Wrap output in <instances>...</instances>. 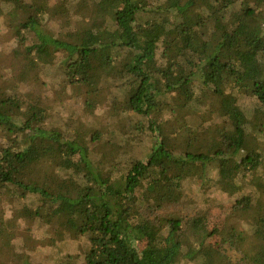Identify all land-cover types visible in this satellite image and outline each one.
Instances as JSON below:
<instances>
[{"label":"trees","instance_id":"1","mask_svg":"<svg viewBox=\"0 0 264 264\" xmlns=\"http://www.w3.org/2000/svg\"><path fill=\"white\" fill-rule=\"evenodd\" d=\"M0 31V76L39 65L36 90L0 97V205L17 225L77 243L72 264H264V0H0ZM104 81L131 89L122 130L78 146L70 124L100 115ZM182 110L197 119L177 153ZM197 183L216 194L198 200ZM19 228L0 227V264H40Z\"/></svg>","mask_w":264,"mask_h":264},{"label":"rangeland","instance_id":"2","mask_svg":"<svg viewBox=\"0 0 264 264\" xmlns=\"http://www.w3.org/2000/svg\"><path fill=\"white\" fill-rule=\"evenodd\" d=\"M7 39V34L4 31H0L1 50L7 51ZM38 67V64L30 63L26 60L22 61L17 68L12 69L9 75L0 76V97L7 94L9 89L12 90L14 86H21L24 91L36 90L37 88L34 84V77L33 75H31V72L35 71ZM106 71H108V69ZM0 72H4V69L1 65ZM107 80L110 81L109 79ZM55 87L58 88V86ZM45 89L47 90L49 89V87H46ZM50 92V96L53 97V94H51ZM130 94H132L131 89L127 90L121 85L111 87L108 85V82L104 81L102 85H100V95L103 99L105 98L106 101L105 103H103V105H100V115L94 120L93 123L87 121H79L77 118L73 124H70V130L73 132L74 138L77 139V142H79L80 144L78 146H84L85 142L88 140L89 134L96 130L107 132L108 134H117L118 132H121V128L123 127L122 124H124L125 122V117L121 115L122 112H124L126 109V102H128ZM232 100V95L227 96L225 100H222V106L216 109L219 110L220 113L225 112L224 110L228 108ZM64 102L65 100H63V98L52 99L46 97V106L49 108L56 107L57 105H60ZM71 103L73 104L76 110H81V106L83 105L81 99H78V101H74ZM112 108L113 110H116H114V112L110 114V110H112ZM212 113L214 116L215 113ZM177 114L179 123L184 118V122H186L187 124L185 126L186 129L178 130L177 133L167 141V148L179 153L183 150L187 141V129L193 128L196 123L197 117L195 114L185 110H182ZM215 121H218V119H215ZM172 122L176 127H178V124L174 122V117L172 119ZM104 144L106 145L104 148H108L111 145L109 144V141L104 138L98 143L97 146H95V148L92 149V151L94 153L101 152L100 147L103 148ZM194 187H196V195L198 200L202 199L208 194H216L214 192H209V189H200L201 187L199 188V183L194 185ZM246 199V196L242 194L229 198V200L231 201V206L235 208L234 211H239V209L244 207ZM14 216V212H12L8 206L0 205V227L5 228L7 230L17 229V227H20L19 229L29 228L37 241L35 246L38 249L37 251L40 252H36V255L39 258L40 264L74 263V261L71 260L70 257L78 254L79 250L77 248V243H70V239L65 238H58L59 240L57 241L53 240L50 235L46 232L45 227L41 223L36 221L27 224L20 223L19 225H17V223L14 221ZM132 245H134L133 242ZM49 256L51 257V259L48 258Z\"/></svg>","mask_w":264,"mask_h":264}]
</instances>
